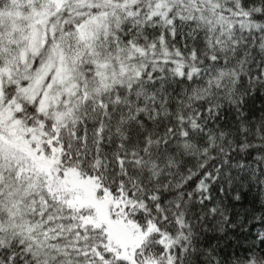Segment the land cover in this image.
<instances>
[{
  "label": "snow or ice",
  "instance_id": "6c2138e0",
  "mask_svg": "<svg viewBox=\"0 0 264 264\" xmlns=\"http://www.w3.org/2000/svg\"><path fill=\"white\" fill-rule=\"evenodd\" d=\"M0 264H264V0H0Z\"/></svg>",
  "mask_w": 264,
  "mask_h": 264
}]
</instances>
